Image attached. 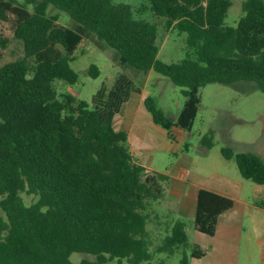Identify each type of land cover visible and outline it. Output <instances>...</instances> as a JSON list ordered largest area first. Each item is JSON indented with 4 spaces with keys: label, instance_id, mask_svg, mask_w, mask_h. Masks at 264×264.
I'll list each match as a JSON object with an SVG mask.
<instances>
[{
    "label": "trees",
    "instance_id": "trees-1",
    "mask_svg": "<svg viewBox=\"0 0 264 264\" xmlns=\"http://www.w3.org/2000/svg\"><path fill=\"white\" fill-rule=\"evenodd\" d=\"M154 20L130 3L116 0H0V57L10 39L24 55L0 65V264H142L155 253L183 249L185 222L174 220L153 247L151 203L163 196L165 173L135 162L127 132L115 116L132 94L136 76L149 70L182 87V108L168 119L147 95L144 106L154 124L189 131L210 83L245 80L264 92V1L240 0L236 25L225 23L231 0H145ZM49 5L67 13L73 26L58 22ZM185 35L191 51L171 63L157 58L158 22ZM116 53L120 66L110 88L102 84L90 102L66 93L55 82L77 81L70 66L88 34ZM131 70V71H129ZM96 64L88 75L97 77ZM203 140V139H202ZM245 179L264 184V160L251 152L221 148ZM21 193L35 199L26 204ZM233 200L200 188L193 214L195 230L213 235ZM73 252L85 253L73 263ZM157 264H165L163 260Z\"/></svg>",
    "mask_w": 264,
    "mask_h": 264
},
{
    "label": "rangeland",
    "instance_id": "rangeland-1",
    "mask_svg": "<svg viewBox=\"0 0 264 264\" xmlns=\"http://www.w3.org/2000/svg\"><path fill=\"white\" fill-rule=\"evenodd\" d=\"M130 3L135 9L148 20H154L146 8L145 0H116ZM232 5L228 10L225 23L236 25L242 15L240 0H231ZM264 1V0H263ZM51 14H58V22L66 26H73L69 15L49 5ZM158 22V54L157 58L164 63L176 62L182 59L186 52L191 51L185 42V35L179 34L175 29L165 28V20ZM4 32L9 36L10 42L0 57V65L17 59L24 55L20 40L13 37L12 32L5 27ZM116 53L104 42L98 40L94 34H88L74 52L70 66L77 72L78 78L75 83H67L62 80L55 82V89L59 97L69 93L77 99L90 102L96 90L105 84L110 88L114 82L116 73L121 70L116 63ZM91 63L96 64L100 73L97 77L88 75V67ZM131 71V70H129ZM137 83L143 89V93L133 94L132 103H138L145 113L150 116L144 108L143 97L150 95L155 100L156 106L169 117L177 116L182 108L184 96L182 87L177 86L171 80L154 70L136 76ZM200 103L193 125L184 139L176 137L172 148L165 149L164 143H147L145 141L137 144L136 156L148 159L152 153L154 156L152 166L164 172L166 175L178 176L208 173L211 168L218 172L238 173L239 170L233 159L227 160L221 154V148L226 147L232 152H251L257 154L264 160V92L256 88L251 81L240 80L234 85L221 83H210L200 89ZM160 127V126H158ZM203 139V140H202ZM169 142V140H167ZM149 149L148 151L146 149ZM167 182V181H166ZM166 185V184H165ZM26 204L32 202L35 197L21 193ZM151 224L153 247L161 243L166 234L169 224L173 220H180L173 205L168 202L154 201L151 203ZM1 213V212H0ZM182 220L188 227V235L192 240L193 216L183 217ZM192 243L185 248L188 254ZM183 249H178L171 255L155 253L149 263L157 264L163 260L165 264H177L182 256ZM243 255V251L241 253ZM88 256L85 253L73 252L70 260L79 262Z\"/></svg>",
    "mask_w": 264,
    "mask_h": 264
},
{
    "label": "crops",
    "instance_id": "crops-1",
    "mask_svg": "<svg viewBox=\"0 0 264 264\" xmlns=\"http://www.w3.org/2000/svg\"><path fill=\"white\" fill-rule=\"evenodd\" d=\"M140 93H143L142 88ZM132 98L133 94L122 105L115 116V123L127 132L129 148L135 162L142 164L147 171L162 172L152 166V153L148 159L136 156L138 141L156 143L159 148L162 142L164 148L169 149L176 137L184 139L188 132L176 126H172L170 132L158 127L153 123L151 115L148 116L142 107H138L137 102L132 103ZM166 181L163 184V196L158 201L171 203L179 217L177 219L180 220L193 216L200 188L233 200L232 207L219 215L213 235L201 233L193 227L191 240L185 224L188 242L203 251L200 257L190 258L189 264H264V184L245 179L240 172L228 174L214 168L208 173L193 174L189 178L182 173L177 177L169 175Z\"/></svg>",
    "mask_w": 264,
    "mask_h": 264
},
{
    "label": "water",
    "instance_id": "water-1",
    "mask_svg": "<svg viewBox=\"0 0 264 264\" xmlns=\"http://www.w3.org/2000/svg\"><path fill=\"white\" fill-rule=\"evenodd\" d=\"M168 119H170V120H174V119H175V116L170 115V116L168 117Z\"/></svg>",
    "mask_w": 264,
    "mask_h": 264
}]
</instances>
